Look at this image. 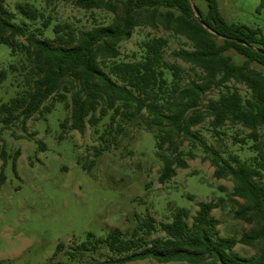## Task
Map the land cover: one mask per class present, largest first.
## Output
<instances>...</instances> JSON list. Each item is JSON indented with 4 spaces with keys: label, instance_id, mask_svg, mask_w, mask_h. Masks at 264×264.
<instances>
[{
    "label": "trees",
    "instance_id": "trees-1",
    "mask_svg": "<svg viewBox=\"0 0 264 264\" xmlns=\"http://www.w3.org/2000/svg\"><path fill=\"white\" fill-rule=\"evenodd\" d=\"M204 1L206 12L195 4L201 23L190 0H75L80 10H103L113 16L107 25L76 29L70 23L52 26V17L36 3L19 2L14 12L6 0H0V46L21 57L20 67L11 64L8 70L0 69V84L10 72L23 74V89L0 106V143L5 130L19 125L26 131L30 119L49 113L52 106L46 103L50 100L70 102L71 115L61 126L65 129L70 123L79 133L85 132L87 124L96 127L110 112V129L118 118L123 122L140 119L156 139L161 184L176 177L178 169H187V160L196 158L193 149L199 148L202 160L214 168L215 178L233 183L234 219L251 225L239 238L222 237L220 221L212 212L224 199L199 202L195 215L177 209L169 222L158 226L148 216L129 237L119 228L111 229L105 238L89 233L84 243L67 250L79 264L147 259L160 264H264V36L258 29L228 23L218 0ZM259 10H264V0ZM142 27L162 28L185 38L192 50L173 56L192 66L195 78L168 59L165 37L145 39L131 61L119 60V45ZM50 28L52 37H47ZM230 51L242 56L243 62L236 63ZM214 91L215 96L210 94ZM208 120L212 136L220 141L225 127L247 130L245 138L235 140L251 155L225 156L209 145L200 129L195 130ZM0 156L4 163L1 185L11 156L4 148ZM19 156L17 152L11 158L16 174ZM157 231L164 237H153ZM238 245L253 248L256 254L244 257L235 252ZM64 248L59 244L57 250ZM101 248L125 256L102 262L94 256Z\"/></svg>",
    "mask_w": 264,
    "mask_h": 264
},
{
    "label": "rangeland",
    "instance_id": "rangeland-1",
    "mask_svg": "<svg viewBox=\"0 0 264 264\" xmlns=\"http://www.w3.org/2000/svg\"><path fill=\"white\" fill-rule=\"evenodd\" d=\"M26 1L44 9L52 17V26L58 22L89 29L107 25L113 18L103 10H80L74 5L75 0H6V5L15 12L17 3ZM193 2L207 11L204 0ZM260 3L261 0H218L220 13L228 23L258 29L264 36V10L259 12ZM45 35L52 37L51 28ZM153 37L167 38L168 59L183 67L186 76L195 78L192 66L173 56L182 50L191 51V44L162 28H137L129 41L119 45V60L131 61L141 42ZM228 54L236 63L244 60L234 51ZM20 60V56H12L8 46H0V69L8 70L11 64L20 67ZM22 89V72H10L0 84V106ZM69 103L50 100L46 105H51L52 110L30 119L26 131L16 125L2 133L0 153L4 148L11 158L17 152L20 156L16 161L17 174L13 160L7 159L5 181L0 185V264H79L70 259L67 250L84 243L89 233L105 238L111 229L119 228L129 237L148 216L158 226L169 222L177 209H188L193 216L199 202H218L221 198V207L212 212L220 221V236L239 238L251 229V225L233 217L236 206L230 197L232 181L215 178L214 168L202 160L201 149H193L196 158L187 160V169H178L176 177L161 184L162 162L156 156V139L145 130L142 120L123 122L118 118L110 129V112L96 127L87 124L85 132L79 133L71 129L70 123L65 129L61 126L71 115ZM208 123L209 120L195 130L200 129L209 145L224 151L225 156L251 155L235 140L245 138L247 130L225 127L220 141L212 136ZM103 134L104 140L100 141ZM97 149L102 150L95 157ZM3 164L0 156V173ZM153 237H164V233L157 231ZM59 244L65 246L64 251L58 252ZM235 252L244 257L256 254L255 249L242 245ZM94 256L105 262L125 255L101 248ZM127 264L160 263L147 259Z\"/></svg>",
    "mask_w": 264,
    "mask_h": 264
},
{
    "label": "water",
    "instance_id": "water-1",
    "mask_svg": "<svg viewBox=\"0 0 264 264\" xmlns=\"http://www.w3.org/2000/svg\"><path fill=\"white\" fill-rule=\"evenodd\" d=\"M190 2H191V4H192V6H193V9H194V12H195L196 17H197V18L199 19V21L202 23V21H201V19H200V15H199V13H198V10H197V8H196V5L194 4L193 0H190Z\"/></svg>",
    "mask_w": 264,
    "mask_h": 264
}]
</instances>
